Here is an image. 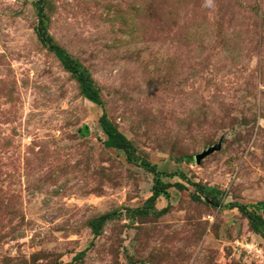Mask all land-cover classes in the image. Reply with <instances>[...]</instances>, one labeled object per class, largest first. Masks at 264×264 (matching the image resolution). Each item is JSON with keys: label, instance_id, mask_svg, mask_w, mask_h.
Listing matches in <instances>:
<instances>
[{"label": "rangeland", "instance_id": "obj_1", "mask_svg": "<svg viewBox=\"0 0 264 264\" xmlns=\"http://www.w3.org/2000/svg\"><path fill=\"white\" fill-rule=\"evenodd\" d=\"M39 5L100 104L39 42L37 0H0V264H264L234 207L264 219V0ZM101 113L182 187L132 213L152 173L103 146Z\"/></svg>", "mask_w": 264, "mask_h": 264}, {"label": "trees", "instance_id": "obj_2", "mask_svg": "<svg viewBox=\"0 0 264 264\" xmlns=\"http://www.w3.org/2000/svg\"><path fill=\"white\" fill-rule=\"evenodd\" d=\"M37 16L38 23L35 27L36 36L42 44H44L48 51H50L56 59L59 61L61 66L68 71L71 76L75 79L78 84L79 91L81 95L95 105H99L100 101L98 99L97 91L93 86L92 80L90 79L88 73L80 66V64L70 57L58 44L54 43L50 36L47 34L44 25L42 24V13L41 7L39 5V0H37ZM99 126L105 135V139L102 141L104 147L114 148L117 150H121L125 159L129 162L136 161L137 157L134 154V149L128 140L105 118L104 113H101L98 117ZM145 168L147 171L152 173V185L150 188V195L144 200L142 206L132 210L134 214H143L146 212V209L151 206L153 201L158 196L167 197L166 189L174 185L178 188L182 187L180 183L175 182L174 184H170L169 182H163L159 179V172L155 169V166L150 162L140 159L136 161ZM197 189L200 191L203 196H205L208 201L217 203L219 201L221 192L215 189L212 186H201L196 184ZM238 210L244 213L251 229L253 232L259 234L262 238H264V232H261V228H264V219L260 214H255L252 212L245 211L242 205H234ZM258 207L264 209V202L258 203ZM160 211H164L162 208ZM113 212H107L98 216L91 224L92 234H97L98 227L108 218L111 217ZM261 227V228H259ZM81 253V252H80ZM80 253L76 254L74 257H77Z\"/></svg>", "mask_w": 264, "mask_h": 264}, {"label": "water", "instance_id": "obj_3", "mask_svg": "<svg viewBox=\"0 0 264 264\" xmlns=\"http://www.w3.org/2000/svg\"><path fill=\"white\" fill-rule=\"evenodd\" d=\"M211 151V149L202 151L194 156V160L197 162L200 158H202L204 155L208 154Z\"/></svg>", "mask_w": 264, "mask_h": 264}]
</instances>
